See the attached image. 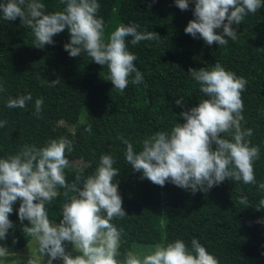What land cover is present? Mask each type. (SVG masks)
Listing matches in <instances>:
<instances>
[{"label": "trees", "instance_id": "16d2710c", "mask_svg": "<svg viewBox=\"0 0 264 264\" xmlns=\"http://www.w3.org/2000/svg\"><path fill=\"white\" fill-rule=\"evenodd\" d=\"M2 2V0H0ZM47 12L62 10L60 0H41ZM98 17L105 24V39L121 23L137 24L138 31H154L156 41L126 43L134 53L137 69L144 81L129 83L121 93L105 79L108 69L86 54L69 56L64 44L70 40L67 29L53 37L54 43L39 49L34 47L33 33L20 19H0V83L6 91L0 93V158L17 153L24 145L44 146L49 140L67 137L73 151L66 156L69 167L65 175L71 183L76 175L86 178L94 173L100 157L109 154L119 170L114 178L126 212L123 219L112 222L122 229L121 255L132 249L133 243L160 244L177 239L191 249L195 238L214 255L218 264H264V209L257 210L264 192L258 184L264 182V7L249 13L240 25L233 24L237 38L228 44L207 45L203 39L184 32L193 19L194 0L189 9L180 10L175 0H97ZM222 32L221 29H217ZM219 62L227 71L246 81L242 92L243 127L253 129L252 145L260 147V157L254 162L256 185H245L226 179L208 192L192 193L170 182L161 187L141 179L125 159L123 136L141 150L142 141L158 131H170L183 123L179 114L207 98L191 77L189 69L211 68ZM134 75V74H133ZM60 81L50 87L52 80ZM31 93L27 109L8 108L9 97ZM43 98L42 110L35 115V100ZM183 98V106L175 101ZM92 131H85L87 125ZM47 206L51 221L62 219L65 201L63 189ZM246 196L249 205H241ZM20 201L13 205L9 219L13 227L7 239L0 241L10 253L23 248L31 237L23 233L18 219ZM28 224V221H24ZM15 237L16 243L13 244Z\"/></svg>", "mask_w": 264, "mask_h": 264}, {"label": "clouds", "instance_id": "9594fccd", "mask_svg": "<svg viewBox=\"0 0 264 264\" xmlns=\"http://www.w3.org/2000/svg\"><path fill=\"white\" fill-rule=\"evenodd\" d=\"M62 10L47 12L41 0H2L0 19L15 21L33 33L34 47L42 49L54 43L53 37L65 29L70 40L64 44L71 57L83 53L95 63L108 69L105 79L110 80L118 92L129 85L144 81L137 69V57L129 51L131 44L156 41L160 35L154 31H138L137 24H119L105 39V24L97 13V0H60ZM180 10L189 9V0H175ZM264 7V0H194L193 19L184 32L200 38L211 46L228 44L237 38L233 24L240 25L249 14ZM218 32L217 29H221ZM191 77L199 85V91L207 98L182 111L183 123L177 122L170 131H158L142 141L141 150L123 136L118 137L126 145L125 159L128 165L140 172L141 179L163 187L170 182L177 187L208 192L226 179L256 185L254 162L260 157V147L252 145L253 129L243 127L244 104L242 92L247 81L227 71L219 62L211 68L189 69ZM134 74V75H133ZM60 79L50 81L54 87ZM6 91L0 83V93ZM31 93L16 98L9 97L8 108L27 109L32 101ZM183 106V98L175 101ZM43 98L35 100V115L42 110ZM7 124L0 120V128ZM91 133V125L85 127ZM73 142L67 137L49 140L44 146L24 145L17 153L0 158V241L7 239L13 222L9 214L20 201L18 219L23 233L32 238L36 248L25 264H218V260L200 244L191 241V249L177 239L166 246L157 244L146 253L129 250L121 255L122 229L112 221L127 214L122 207V197L114 178L119 170L109 154L100 157L94 173L86 178L76 175L69 183L65 169L69 167L66 153L73 151ZM62 219L59 223L49 219L47 206L61 195ZM264 192V182L258 184ZM241 205H249L248 198H239ZM264 209V198L255 207ZM28 221V224H24ZM264 222V221H258ZM65 242L72 246L66 251ZM16 243L15 237L13 244ZM73 252L76 254L73 255ZM12 253L0 244V264H8ZM47 257V259H45Z\"/></svg>", "mask_w": 264, "mask_h": 264}, {"label": "rangeland", "instance_id": "374dc122", "mask_svg": "<svg viewBox=\"0 0 264 264\" xmlns=\"http://www.w3.org/2000/svg\"><path fill=\"white\" fill-rule=\"evenodd\" d=\"M133 244L134 245L132 247V251H135L137 253H146L154 249V246L157 245V244H144V243H133ZM65 247H66V251L72 250V246L69 242H65ZM35 248L36 246L31 238L30 241L23 248H21L15 253H12V256L8 258L9 259L8 264H25L28 256L32 255L35 252ZM75 254L76 253L73 252V255ZM45 259H47V257H45ZM53 264H62V261L58 259L53 261Z\"/></svg>", "mask_w": 264, "mask_h": 264}, {"label": "crops", "instance_id": "0c3cea01", "mask_svg": "<svg viewBox=\"0 0 264 264\" xmlns=\"http://www.w3.org/2000/svg\"><path fill=\"white\" fill-rule=\"evenodd\" d=\"M134 245V244H133ZM133 245H132V247H133ZM132 250V249H131Z\"/></svg>", "mask_w": 264, "mask_h": 264}]
</instances>
